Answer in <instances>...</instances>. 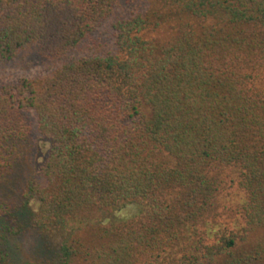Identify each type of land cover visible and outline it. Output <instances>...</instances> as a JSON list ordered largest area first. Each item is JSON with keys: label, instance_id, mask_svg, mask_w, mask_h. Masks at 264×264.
<instances>
[{"label": "trees", "instance_id": "1", "mask_svg": "<svg viewBox=\"0 0 264 264\" xmlns=\"http://www.w3.org/2000/svg\"><path fill=\"white\" fill-rule=\"evenodd\" d=\"M157 1L176 17L169 39L145 35L161 16L135 15L113 24L114 54L73 58L117 0H0V63L58 61L0 86V190L33 115L49 148L21 197L31 229L61 236L52 264H264V0ZM227 169L245 194L238 231L213 222ZM129 205L137 216L90 238L64 232Z\"/></svg>", "mask_w": 264, "mask_h": 264}, {"label": "rangeland", "instance_id": "2", "mask_svg": "<svg viewBox=\"0 0 264 264\" xmlns=\"http://www.w3.org/2000/svg\"><path fill=\"white\" fill-rule=\"evenodd\" d=\"M153 13L161 16L157 19L159 27L149 28L145 35L148 38L167 40L171 37L176 17L169 15L157 0H117L111 15L104 20L91 34L85 37L68 54L69 57H105L115 53L113 24L131 16L143 15L155 19ZM166 14V15H165ZM165 16V17H163ZM58 61H43L35 51L27 50L9 63H0V86L13 83L21 78L43 77L51 73ZM32 128L30 145L19 158L16 173L10 184L0 190V236L11 257V264H52L56 246L60 241L57 231L46 238L29 227L30 212L35 209L34 198L22 199L23 187L34 178L41 164L49 142L42 139L35 130L33 115L28 116ZM245 194L238 185V175L234 169L223 173V181L214 200L213 222L215 229L238 231L244 227L241 206ZM25 201V202H24ZM137 206L129 205L121 210H108L97 213L80 225H69L64 232L75 234L82 239L90 238L92 225H104L121 222L137 216ZM257 241V237H250ZM71 264H87L80 259Z\"/></svg>", "mask_w": 264, "mask_h": 264}]
</instances>
